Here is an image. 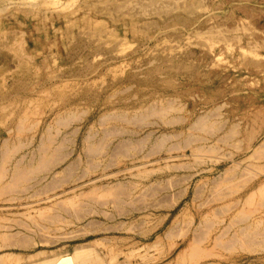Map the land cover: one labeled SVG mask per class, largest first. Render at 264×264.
I'll use <instances>...</instances> for the list:
<instances>
[{
  "label": "rangeland",
  "instance_id": "374dc122",
  "mask_svg": "<svg viewBox=\"0 0 264 264\" xmlns=\"http://www.w3.org/2000/svg\"><path fill=\"white\" fill-rule=\"evenodd\" d=\"M263 170L264 0H0V264H264Z\"/></svg>",
  "mask_w": 264,
  "mask_h": 264
},
{
  "label": "bare ground",
  "instance_id": "6f19581e",
  "mask_svg": "<svg viewBox=\"0 0 264 264\" xmlns=\"http://www.w3.org/2000/svg\"><path fill=\"white\" fill-rule=\"evenodd\" d=\"M162 109V108H161ZM160 109V110H161ZM158 111V110H157ZM165 112V111H164ZM163 112V113H164ZM222 113V112H221ZM159 116V115H158ZM172 123V122H171ZM170 124V123H169ZM18 127H19V125H18ZM22 127V126H21ZM208 129V128H207ZM234 130V129H233ZM228 132V131H227ZM230 132V131H229ZM235 132V131H234ZM188 136V135H187ZM230 136V135H229ZM194 137H196V136H194ZM189 140V139H188ZM18 141V140H17ZM220 141V140H219ZM189 142V141H188ZM19 144V143H18ZM184 144V143H183ZM157 147V146H156ZM16 148V147H15ZM121 151V150H120ZM30 155V154H29ZM43 156V155H42ZM41 157V156H40ZM36 161V160H35ZM61 161V160H60ZM5 163V162H4ZM19 163V162H18ZM29 163V162H28ZM27 163V164H28ZM199 163V162H198ZM2 164V163H1ZM26 164V165H27ZM31 164V163H30ZM37 164V163H36ZM46 164V163H45ZM23 166V165H22ZM45 166V165H44ZM248 166V165H247ZM23 168V167H22ZM37 171V170H36ZM264 171V170H263ZM1 172V171H0ZM3 172V171H2ZM42 172V171H41ZM244 173V172H243ZM2 176V175H1ZM0 176V177H1ZM225 176V175H224ZM61 178V177H60ZM233 178V177H232ZM246 178V177H245ZM240 180V179H239ZM18 183H21V182H18ZM54 184V183H53ZM6 187V186H5ZM2 188V187H1ZM7 189V188H6ZM113 189V188H112ZM5 190V189H4ZM9 190V189H8ZM11 190V189H10ZM23 190V189H22ZM12 191V190H11ZM104 191V190H103ZM258 191V190H257ZM94 192V191H93ZM262 192V191H261ZM3 193H4V191H3ZM89 193V192H88ZM156 193V192H155ZM1 194V193H0ZM5 194V193H4ZM102 194H105V193H103L102 192ZM254 194V193H253ZM39 195V194H38ZM106 195H108L107 193H106ZM96 196V195H95ZM259 196V195H258ZM248 197V196H247ZM263 197V196H262ZM13 198V197H12ZM250 198V197H249ZM248 198V199H249ZM264 198V197H263ZM100 199V198H99ZM99 199H97V200H99ZM215 199V198H214ZM217 200V199H216ZM251 200H252V198H251ZM250 200V201H251ZM257 200V199H256ZM100 201V200H99ZM244 201V200H243ZM246 201V200H245ZM115 202V201H114ZM258 204V203H257ZM256 204V205H257ZM248 205H250V204H248ZM57 206V205H56ZM114 206V205H113ZM199 206V205H198ZM251 206V205H250ZM255 206V205H254ZM61 207V206H60ZM65 207V206H64ZM260 207V206H259ZM76 208V207H75ZM82 210V209H81ZM222 210V209H221ZM38 211V210H37ZM41 211V210H40ZM43 211V210H42ZM249 211V210H248ZM82 212H84V211H82ZM242 213H244V212H242ZM22 214V213H21ZM238 214V213H237ZM250 214V213H249ZM35 215V214H34ZM67 215V214H66ZM69 215V214H68ZM39 215H37V217H38ZM73 217V216H72ZM80 217V216H79ZM39 219V218H38ZM206 219V218H205ZM66 220V219H65ZM237 220V219H236ZM259 221V220H258ZM187 225V224H186ZM259 225V224H258ZM189 226V225H188ZM26 227V226H25ZM184 228V227H183ZM254 228V227H253ZM260 229H262V228H260ZM38 230V229H37ZM49 230V229H48ZM248 230V229H247ZM182 233V232H181ZM15 234V233H14ZM198 234V233H197ZM246 234H248V232L246 233ZM13 235V234H12ZM222 235V234H221ZM237 235H239V234H237ZM174 236V235H173ZM2 237V236H1ZM240 237V236H239ZM194 238V237H193ZM252 238V237H251ZM3 239V238H2ZM11 240V239H10ZM195 240V239H194ZM198 240V239H197ZM233 240V239H232ZM243 240H245V239H243ZM15 241V240H14ZM255 241V240H254ZM2 242V241H1ZM17 242V241H16ZM27 242V241H26ZM46 242V241H45ZM227 242V241H226ZM238 243V242H237ZM228 244V243H227ZM231 244V243H230ZM21 245V244H20ZM90 245V244H89ZM194 245V244H193ZM242 245H243V242H242ZM225 246V245H224ZM243 246H245V245H243ZM196 248V247H195ZM222 248V247H221ZM248 248V247H247ZM246 248V249H247ZM92 249V248H91ZM193 249V248H192ZM240 249V248H239ZM190 250V249H189ZM197 250H198V248H197ZM249 250V249H248ZM251 250V249H250ZM193 251V250H192ZM190 252V251H189ZM207 252V251H206ZM40 254V253H39ZM199 254V253H198ZM207 254H208V252H207ZM3 255V254H2ZM2 255H1V258H2ZM8 255V254H7ZM148 255V254H147ZM6 256V255H5ZM4 256V257H5ZM11 256V255H10ZM37 256V255H36ZM31 257H32V255H31ZM195 257V256H194ZM0 258V259H1ZM8 258V257H7ZM7 258H3V259H6L7 260ZM30 258V257H29ZM102 258V257H101ZM101 258H99L98 257V255H95V254H93L92 253V251L90 250V249H88V247L86 248V247H75L74 248V250H73V253L72 254H67V255H59V256H57L53 261L52 260H49V259H42V262L41 263H35V264H103L102 263V259ZM111 258V257H110ZM147 258V257H146ZM197 258V257H196ZM3 259H2V261H3ZM10 260V259H9ZM195 260V259H194ZM2 261L0 262V263H2ZM31 261V260H30ZM29 261V262H30ZM110 261V260H109ZM14 262H16V261H14ZM35 262V261H34ZM33 262V263H34ZM37 262H39V260L37 261ZM184 262V261H183ZM3 263H5V262H3ZM7 264V263H6ZM32 264V263H31Z\"/></svg>",
  "mask_w": 264,
  "mask_h": 264
}]
</instances>
